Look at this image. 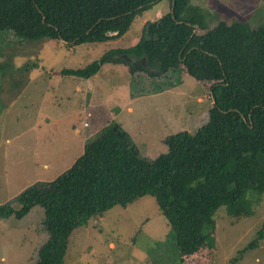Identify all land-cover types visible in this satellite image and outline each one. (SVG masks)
Returning <instances> with one entry per match:
<instances>
[{"label":"trees","instance_id":"obj_1","mask_svg":"<svg viewBox=\"0 0 264 264\" xmlns=\"http://www.w3.org/2000/svg\"><path fill=\"white\" fill-rule=\"evenodd\" d=\"M162 3L165 13L145 23L132 47L109 50L61 75L89 79L104 64L144 58L147 68L131 66L130 72H145L144 81L154 86L149 93L173 87L182 72L211 84L206 120L192 133L165 137L167 151L152 160L115 123L85 142L81 155L54 180L36 182L0 204V220L43 211L46 240L32 264H63L76 229L144 196L154 198L183 262L202 248L213 251L219 208L238 219L246 194L264 193V24L219 22L207 29L191 0H0V40L12 35L74 46L104 43L123 36L137 16ZM192 25L198 26L194 35ZM135 82L132 76L131 86ZM263 239L264 221L231 263Z\"/></svg>","mask_w":264,"mask_h":264},{"label":"rangeland","instance_id":"obj_2","mask_svg":"<svg viewBox=\"0 0 264 264\" xmlns=\"http://www.w3.org/2000/svg\"><path fill=\"white\" fill-rule=\"evenodd\" d=\"M191 3L201 8L207 29L219 22L264 24V0ZM166 9L163 3L152 6L123 36L104 43L74 46L55 40L19 41L12 35L0 40V204L36 182L54 180L81 155L85 142L115 123L150 160L167 151L165 137L192 133L204 123L211 84L185 72L180 82L157 93H149L154 86L144 81V71L131 75V65L124 63L104 64L89 79L61 75L64 69L85 68L109 50L132 47L145 23ZM246 200L238 219L226 207L219 208L209 253L202 248L181 262L154 198L144 196L76 229L63 264H232L264 221V193L258 197L248 192ZM43 219V211L36 208L21 219L0 220V264L33 263L46 240ZM236 264H264V239Z\"/></svg>","mask_w":264,"mask_h":264},{"label":"water","instance_id":"obj_3","mask_svg":"<svg viewBox=\"0 0 264 264\" xmlns=\"http://www.w3.org/2000/svg\"><path fill=\"white\" fill-rule=\"evenodd\" d=\"M141 8V7H140ZM173 12V3H172V9H171V13ZM42 21H44V17L42 18ZM98 23V22H97ZM97 23L95 25H97ZM193 27V32L192 35H194L198 29L197 25H192ZM127 63L133 67H138L140 64L146 68V60L144 58L140 59V60H134V59H126Z\"/></svg>","mask_w":264,"mask_h":264},{"label":"crops","instance_id":"obj_4","mask_svg":"<svg viewBox=\"0 0 264 264\" xmlns=\"http://www.w3.org/2000/svg\"><path fill=\"white\" fill-rule=\"evenodd\" d=\"M144 253H145V252H144ZM147 258H148V257H146L145 259L143 258V261H147Z\"/></svg>","mask_w":264,"mask_h":264},{"label":"clouds","instance_id":"obj_5","mask_svg":"<svg viewBox=\"0 0 264 264\" xmlns=\"http://www.w3.org/2000/svg\"><path fill=\"white\" fill-rule=\"evenodd\" d=\"M134 60H136V59H134ZM146 69V68H145Z\"/></svg>","mask_w":264,"mask_h":264},{"label":"flooded vegetation","instance_id":"obj_6","mask_svg":"<svg viewBox=\"0 0 264 264\" xmlns=\"http://www.w3.org/2000/svg\"><path fill=\"white\" fill-rule=\"evenodd\" d=\"M132 59V58H131ZM146 68H147V66H146Z\"/></svg>","mask_w":264,"mask_h":264}]
</instances>
